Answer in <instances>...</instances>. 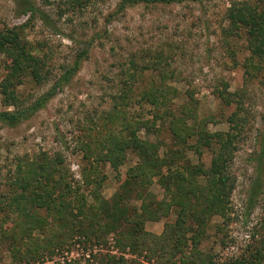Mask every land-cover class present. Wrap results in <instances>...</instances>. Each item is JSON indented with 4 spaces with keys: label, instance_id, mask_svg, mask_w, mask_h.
<instances>
[{
    "label": "rangeland",
    "instance_id": "rangeland-1",
    "mask_svg": "<svg viewBox=\"0 0 264 264\" xmlns=\"http://www.w3.org/2000/svg\"><path fill=\"white\" fill-rule=\"evenodd\" d=\"M122 1L0 0V37L17 35V43L6 45L9 54L0 53V113L32 105L80 63L26 122L0 124V264H165L161 256H173L175 264H264V54L252 58L249 47V28L264 18V0L141 3L123 10ZM29 6L34 12L23 14ZM20 49L37 62L15 69ZM229 118L237 134L227 157L232 191L201 233L187 226L198 222L200 204L183 199L185 212L174 204L158 221L144 223L149 236L131 241L140 252L125 246V234L118 245L113 234L102 236L106 204L139 161L125 151L114 169L109 148L134 133L138 142L159 146L163 158L176 149L171 129L185 137L205 123L210 134H224ZM211 144L198 155L188 141L185 159L208 169L217 139ZM44 173L51 176L47 183ZM22 177L27 182L17 181ZM28 183L54 193L50 211L29 205L38 217L34 225L21 215L31 192L21 186ZM67 185L70 198L60 201ZM146 191L171 204L157 179ZM137 196L125 199L117 214L136 208L144 219ZM81 199L87 208L77 222L70 213ZM179 220L187 222L184 229Z\"/></svg>",
    "mask_w": 264,
    "mask_h": 264
},
{
    "label": "trees",
    "instance_id": "trees-1",
    "mask_svg": "<svg viewBox=\"0 0 264 264\" xmlns=\"http://www.w3.org/2000/svg\"><path fill=\"white\" fill-rule=\"evenodd\" d=\"M208 1L210 0H123L121 2L120 8L123 10L125 8L137 6L141 3H159L170 5L174 3H203ZM27 12H34V7L29 6L28 9L26 8L23 14H26ZM230 17L231 21L236 20L234 15ZM249 36L251 38V45L249 47L252 58L262 56L264 54V18L259 19L258 22H254L250 25ZM16 37L17 35H13L11 37L8 34L1 36L0 53L9 54L8 51H10V48L6 49V45L15 43ZM15 57L16 58L13 62L15 69H19L27 64L34 65L37 62L35 58L26 56L22 49L16 52ZM79 67V61H75L72 67L65 71L63 76L60 78L59 83H57L49 93L36 100L32 105L20 111L0 113V124H4L7 127L13 128L23 122H26L32 115L40 111L47 101L56 95V91L60 89L62 85H67L71 81V79L77 74ZM36 71L37 68L35 67L32 71V77L37 82L39 79V74ZM228 121L230 123L229 130L224 134H210L207 130L208 124L205 126V123H198L196 127L188 130L189 134H187L185 137H181L175 129H171L170 133L173 142L176 145V149L164 155L163 158H161L159 155V146L152 145L150 143L143 144L138 142L134 138V133H131L129 142L115 144L112 148H109L110 154L107 156V161L114 169L124 163V158L122 155L125 151H133L134 154L139 158V161L136 166L130 169L128 174H126L127 176H125V180L120 183L121 192L117 193L113 197L111 204H109L110 206L106 204L108 212H106L104 216L108 220V224L102 225L100 228L102 236L105 238L109 234H113L115 236V243L118 245L120 243V237L125 234L126 237L130 238V242L125 244V246H128L131 253H135L136 249L137 252H140L138 247L133 246L135 243L131 241L136 237L149 236L144 233V223L147 221H158L161 216L164 214L166 215V213L174 204H177L176 207L180 213L185 212L186 209L184 204L178 202L183 199L191 201L190 204H200L199 207L201 208V214L198 222L195 223L191 220L187 226H189L191 229L196 228L197 230L195 233H201V225H204L212 215L216 213H222L224 210V200L229 197V194L232 191L233 183L227 176L226 172L228 162L230 161L227 157H229L235 150L233 146V140L236 139L237 134L233 133L234 122L232 118H229ZM184 139L195 142V148L193 146V149L198 155L202 153V147L206 148L207 150H211L210 146H212V140L217 139L218 144L215 145L218 147V149L216 148L212 151V157L208 169H205L202 164L198 166H192L190 162L185 159L183 150L185 147L189 148L190 146H188V141ZM220 153L222 155L225 153L224 155L226 156H220ZM163 170H165V175L162 174ZM42 176L43 177H40V179H42L44 183L50 181V174L48 177L45 173ZM154 179H157V182L162 187L165 196L169 197V202L171 204L161 201L146 191L153 183ZM201 179L206 183L204 186L199 184ZM17 181L27 182V178L22 177L19 180L17 179ZM37 182L38 180L36 179V183ZM190 184L191 186L188 187ZM21 188L25 192L31 191L28 193L27 198H23L24 203L28 205L21 211V215L34 225L37 223L35 221L38 219V217H35L34 214H29V205H31L32 208L37 207L36 209H45L50 211V205H54V203L51 202L53 201V197H51V195L54 193L47 191L46 185L38 188V186H32L30 183H28L27 185H22ZM38 189H40L39 193L37 192ZM65 189L66 191L63 193V197L60 199V201L68 200L70 198L69 186L67 185ZM42 193L44 195H41ZM134 193L138 194L137 197L142 202L140 208L144 215V219L140 216V214H138L136 208H132L131 210L129 208L128 210L125 209L123 215L117 214L116 212V210L120 208L121 203H124L125 199L131 198V195ZM86 208L87 207L84 203V200L81 199L77 208L75 209V213H70L71 218L78 222L82 212ZM136 218L139 220L135 221ZM186 223L187 222L185 220H179L177 223L178 229H184ZM120 228L122 232H119ZM124 229H126V232H124ZM145 240L146 237H143L141 241L142 243L140 244L141 248L145 247ZM153 241H155V239ZM131 243L133 245H131ZM87 246L90 247L91 245L88 244ZM84 255L86 256L87 253ZM152 258H154V256H148L146 259L148 262H150L152 261ZM160 258L161 262H163V259H166L165 264H175V262L172 261L174 258L173 256H161ZM119 261L121 264H126L123 259L118 260V262ZM197 263L204 264L203 261ZM193 264H195V262H193Z\"/></svg>",
    "mask_w": 264,
    "mask_h": 264
},
{
    "label": "built area",
    "instance_id": "built-area-1",
    "mask_svg": "<svg viewBox=\"0 0 264 264\" xmlns=\"http://www.w3.org/2000/svg\"><path fill=\"white\" fill-rule=\"evenodd\" d=\"M86 256H88V255H86Z\"/></svg>",
    "mask_w": 264,
    "mask_h": 264
}]
</instances>
